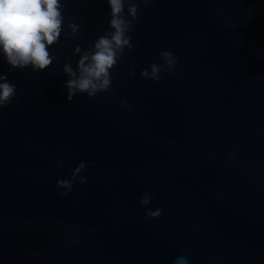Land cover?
I'll list each match as a JSON object with an SVG mask.
<instances>
[{
	"label": "water",
	"instance_id": "obj_1",
	"mask_svg": "<svg viewBox=\"0 0 264 264\" xmlns=\"http://www.w3.org/2000/svg\"><path fill=\"white\" fill-rule=\"evenodd\" d=\"M137 3L134 48L95 97L68 102L62 68L111 31L107 0H61L47 69L0 54L16 87L0 108V264H264V0ZM163 50L172 71L141 78ZM80 162L87 182L59 195Z\"/></svg>",
	"mask_w": 264,
	"mask_h": 264
},
{
	"label": "clouds",
	"instance_id": "obj_2",
	"mask_svg": "<svg viewBox=\"0 0 264 264\" xmlns=\"http://www.w3.org/2000/svg\"><path fill=\"white\" fill-rule=\"evenodd\" d=\"M148 4L151 0H140ZM110 7L109 27L111 31L98 37L94 44L86 50L76 45L73 55L79 54L76 67L70 63L63 65L62 71L68 77L65 81L66 99L72 102L79 94L95 97L100 93L111 91V70L119 63L126 50L134 48L132 37L128 35L134 27V21H139L137 0H107ZM127 12L125 13V6ZM61 0H0V54L11 69H24L31 66L33 71L47 69L55 59L49 52V47L58 42L64 27V16L61 12ZM68 36L75 37L80 33L79 25H67ZM162 63H152L143 69L140 76L146 80L160 81L161 73L171 72L177 63L173 53L163 50L159 53ZM134 74V69L129 68ZM16 95L15 85L8 82L5 75H0V108L11 103ZM127 106L128 102L122 101ZM57 166L62 164L56 161ZM91 162H89L90 166ZM86 168L80 162L72 169L69 179H58L56 187L66 191L59 193L66 196L74 183H86L87 178L80 175ZM155 197L145 192L139 203L147 205ZM162 209L146 210L147 218H158ZM180 257L177 264L183 261Z\"/></svg>",
	"mask_w": 264,
	"mask_h": 264
}]
</instances>
